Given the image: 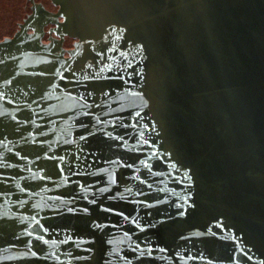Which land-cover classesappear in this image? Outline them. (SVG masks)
I'll use <instances>...</instances> for the list:
<instances>
[{
	"label": "water",
	"instance_id": "95a60500",
	"mask_svg": "<svg viewBox=\"0 0 264 264\" xmlns=\"http://www.w3.org/2000/svg\"><path fill=\"white\" fill-rule=\"evenodd\" d=\"M52 1L58 13L0 42V264H177L182 250L264 264V48L231 40L244 35L238 1L156 0L157 36L175 54L141 78L123 118L132 88L101 74L112 35L101 1ZM25 2L0 0V37ZM47 23L59 39L45 44ZM65 35L79 38L70 57ZM73 197L110 198L92 219L114 212L133 232L106 241L91 217L70 216Z\"/></svg>",
	"mask_w": 264,
	"mask_h": 264
},
{
	"label": "flooded vegetation",
	"instance_id": "af4514ba",
	"mask_svg": "<svg viewBox=\"0 0 264 264\" xmlns=\"http://www.w3.org/2000/svg\"><path fill=\"white\" fill-rule=\"evenodd\" d=\"M102 3L101 14L99 16V22L103 27L104 32L112 33L111 37H106L102 42L105 47V52L102 54L101 74L105 76L120 75L124 76L125 85L132 88L129 94L130 101H127V107L120 111L121 117L129 111L131 101L135 100L139 96V89L142 86L141 78L150 73L151 69L157 65L158 62L164 60L168 61V57H172L175 54V48L168 41H161L157 36V29L155 26V7L156 0H100ZM237 5H233L238 12V17L243 16L241 19L244 21V28L241 29V33L244 35L231 36V40H243L247 43V48L251 49L252 43H258L259 48H264V0H237ZM21 9L14 11V14L20 13L19 19L12 25L11 9L4 10L5 16L3 17L4 27L7 28L6 34L0 37V42L7 38H12L21 29V26L30 19L34 25L45 20L43 17L47 14H56L59 11V6L55 5L52 0H27L21 5ZM232 6V5H231ZM20 8V7H19ZM244 14L247 16H244ZM59 21H63L62 17H59ZM239 21H241L239 19ZM242 22V21H241ZM14 28V30L11 28ZM55 24L47 23L43 26L42 43H50L52 40L59 39L54 31ZM28 34L34 33L33 26L27 29ZM79 42V38L65 35L63 39L62 47L65 50V57H70V51L75 49L76 43ZM262 43V47L260 44ZM103 47V48H104ZM256 48V47H255ZM260 58L264 59V50L260 52ZM252 57V56H251ZM246 58V57H245ZM264 63V61H263ZM246 70H249L246 64ZM262 68L264 66L262 65ZM250 74V71L246 72ZM161 75V73H160ZM137 87V88H136ZM129 88V89H130ZM134 90V91H133ZM169 87L167 84H159L153 87L152 91L157 92L159 97L165 98L168 94ZM149 117L150 122H158L164 132L171 133L170 117H167L166 113L157 114L154 113ZM162 118V119H159ZM96 144H94V147ZM93 147V149H95ZM99 149H96V152ZM198 152L202 155V150H193L192 152ZM157 165H152V168H156ZM155 170V169H152ZM77 201L79 199H75ZM109 203L113 201L110 198L84 200L81 198L76 202V209L78 211L71 212V217L85 218L93 216L89 211L93 207L92 203ZM115 202V201H114ZM82 204V205H81ZM107 205L105 208H108ZM120 208V207H119ZM80 210V211H79ZM100 215V216H99ZM99 217H92L88 221V225L92 231L107 234V240L113 242L114 235H122L124 232H133L131 227L125 229L123 221L119 222V217L116 220L111 215L114 212H101ZM110 220H113L109 223ZM108 235H111L108 239ZM112 245V243H110ZM110 245L108 247L110 248ZM261 255L264 254V245L261 248ZM247 254V252H245ZM181 259L177 264H204L203 254L199 251L182 250ZM188 256H193L192 259Z\"/></svg>",
	"mask_w": 264,
	"mask_h": 264
}]
</instances>
